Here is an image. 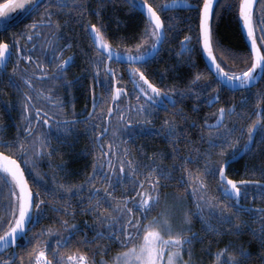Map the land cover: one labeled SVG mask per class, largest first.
I'll use <instances>...</instances> for the list:
<instances>
[{
	"label": "snow or ice",
	"instance_id": "snow-or-ice-1",
	"mask_svg": "<svg viewBox=\"0 0 264 264\" xmlns=\"http://www.w3.org/2000/svg\"><path fill=\"white\" fill-rule=\"evenodd\" d=\"M70 2L73 8L80 9L79 13H75L78 19L86 14L84 4L77 0H6L0 4V18H5L0 20V31L8 28L7 18L15 10L33 17L39 13L41 17L39 20L33 19L19 34L14 33L11 43L0 40V73L6 71L8 62L15 56L7 82L21 93L19 103L23 121L22 126H17L13 139L0 136V189L7 188L6 196L0 194V249L22 247L18 240H22L23 246L27 247L26 255L12 251L5 258V255L0 254V264H54V261L55 264H197L191 246L194 240H203L204 234L193 232L188 235L191 215L187 210L179 224L173 223L171 217L174 213L166 199L168 194L162 193L164 182L173 178L170 169L158 164L153 158L159 153L149 157L147 163L137 160L119 136L121 131L130 129L134 123L151 124L153 115L159 114L158 109L173 113L172 116L166 115L155 131L157 135L163 134L172 144L174 160L180 152L181 138L192 145L179 161L178 166L184 173L180 183L186 186L185 191L192 197V214L200 219L204 233H242L248 222L240 217L247 213L259 224L258 228L248 230L264 247V207L241 203L250 195L264 200V181L236 180L227 173L231 161L238 159L242 153L252 151L256 130L261 133L260 142H264V108L261 107L264 92L257 94L253 113L248 114L254 115L255 119L246 129L241 128L240 135L236 134L238 126L235 123L232 127L228 125L232 117L237 115L234 103L220 105L214 112L205 113L202 123L193 120L190 126L199 129V142L208 145L204 151L197 146V141L189 138L186 128L180 130L175 120L176 115H180L183 120L189 119L179 106L189 96L197 101L193 104V111H199L201 97L203 104L208 107L220 101L221 86L238 91L250 88L260 78H264V0H238L236 5L237 22L249 42L248 50L243 53L222 44L216 35L214 25L220 16L218 9L223 6L221 0H202L195 5H184L196 8L195 28L182 37L176 55H187L183 63L192 67V53L196 50L201 58L207 57L205 71L212 77L199 84L205 71L197 70L185 88L175 85L160 87L149 78L144 68L150 60L158 57L164 42L169 38L168 28L171 25L166 27L161 12H167L181 0H161L159 4L149 0H128L133 8L144 13L141 40L132 46L112 43L108 25L99 15V8L103 4L98 5L94 10L98 23L81 24L92 52L89 62L93 76V83L88 85L92 110L85 107L84 111L88 114L83 121L76 119L75 112L70 117L64 116L63 100L53 95L51 88L45 90L33 83L34 79L47 80L53 85L62 81L69 89L74 83L66 77L67 69L75 63V54L64 55V51L72 45L60 44L62 37L58 35V30L61 25L58 20L52 19L54 8L58 12H71ZM42 29H49L50 35L43 34ZM42 35L44 42L39 45V50L47 56L51 71L33 55H25V52L37 50L36 41ZM21 39L25 41L23 46ZM230 59L245 60L250 64L236 70L228 63ZM21 60L35 64L31 73L20 67ZM113 62L126 65L125 71L132 86L131 97L126 83L117 78ZM96 84H102L106 94H97ZM241 100L247 103L246 97ZM37 104L46 105L48 110L43 106L37 107ZM102 104L107 107H101ZM134 117L140 119L134 120ZM79 123H84L86 131L92 133L93 147L99 149L93 154L91 171L79 183H57L49 189L44 175L38 169V162L41 157L50 158L56 151L50 148L51 133L54 130L58 136L67 134L74 131L75 125ZM245 135L246 139L241 145L240 140ZM105 137L109 139L105 140ZM213 156L219 159H213ZM200 161L202 167H188L189 162L198 165ZM176 166L174 163L172 167ZM60 167L63 168V165ZM29 177L32 183L41 187L34 190ZM209 178L215 184L214 189L209 187ZM125 180L131 185L130 188H124ZM116 185H120L125 193L131 191L134 194L114 195ZM250 187L255 189L253 193L249 192ZM42 190L53 197L58 192L67 197L60 200L54 210L64 211L73 218L77 209L71 207L72 197H77V203L82 205L78 211L91 214L93 221H84L81 227L61 219V228L45 227L39 232H30V228L47 211L42 208L45 203L40 198ZM214 191L219 195H214ZM85 192L88 194L83 195ZM157 208L159 212L152 215ZM221 225H227V228H221ZM89 231L92 232L91 236L88 235ZM79 232L84 235L77 236ZM53 233L58 236L54 246L41 239ZM232 244L229 241L214 253L210 248L202 251H208L213 256L211 264H243L252 258L251 252L243 244H236L234 249ZM71 245H80L87 251L79 248L62 251ZM49 252L52 259L49 258ZM106 253L110 254L108 259L104 258ZM185 253L188 255L187 260L184 258ZM257 255L264 261V252H258Z\"/></svg>",
	"mask_w": 264,
	"mask_h": 264
},
{
	"label": "trees",
	"instance_id": "trees-1",
	"mask_svg": "<svg viewBox=\"0 0 264 264\" xmlns=\"http://www.w3.org/2000/svg\"><path fill=\"white\" fill-rule=\"evenodd\" d=\"M5 0H0L3 2ZM190 4L194 5L198 2H202V0H187ZM77 2L83 3L84 7L86 8V14L80 17L79 19L75 15V13H79V8H73L72 3H69V9L71 12H58L53 9V20H58L60 22V28L58 30V35L66 40H73V44H77L79 49L88 50L86 53V63L87 67L86 70H82L83 66V58H79L78 69L77 72L73 73V78L71 81H74L72 85L74 86L75 90L77 91V96L82 98L83 96V89L82 85L86 82L88 85L93 83V76H92V67L89 62V58L92 56V52L89 50V44L86 37L85 30L81 27L82 23L91 22V23H98L97 16L94 13V10L98 8V5L101 3L103 7L99 8V15L100 18L103 19L104 23L108 25L109 31V39L112 41L114 45L118 42L120 46L128 45L132 46L136 43H139L141 40V34L144 29V15L138 9H135L131 6L128 0H77ZM154 4H159L161 0H149ZM222 7L218 9L220 12V16L215 21V30L216 35L220 38L222 44L228 46L229 48L243 53L248 50V46L245 42L243 34L240 29V25L236 19V5L238 0H221ZM231 5V7H229ZM44 10V6L42 5L41 11ZM196 8H188V9H178V10H167V12L162 11L161 16L166 21V27L170 24L171 27L168 28L169 31V38L164 42L158 57L154 60H150L144 68L146 70V74L149 75V78L153 80L154 83H157L160 86H167V85H175L178 88H185L188 86L189 80L195 74L197 70L205 71V61L201 58L197 51L194 50L192 53L194 66L189 67L185 63L184 60L187 59V55L184 56H177L176 52L180 49V42L184 35L189 34L190 29L195 28V16ZM28 18L30 16H27ZM25 17V18H27ZM37 17H40L39 13ZM169 17L171 19L169 20ZM41 18V17H40ZM21 26V22L19 23ZM16 27H12L15 29ZM17 31L16 33L19 34L20 32ZM21 29V28H20ZM43 34H49L48 31H43ZM74 50V48H73ZM75 51V50H74ZM82 55V54H81ZM228 63L233 65L236 70L245 68L250 64L249 61L245 60H229ZM86 78V79H85ZM102 78V77H101ZM212 79L207 72L205 71L204 78L199 82V84L205 83L206 80ZM126 80L129 82L128 76ZM98 86L95 85V91H97ZM8 95L4 94V98H7V104L5 106L0 105V114H7V115H17L19 106L15 103H12V100H18L17 97L14 95L15 90L9 85V89L7 90ZM264 92V78L254 87L249 89H244L239 91H230L221 86L220 91V98L228 101H235L238 102L241 100L242 97L247 98V103L243 110H238L236 113L240 114L243 112L244 114H249L253 112L255 100L257 98L258 93ZM90 95V93H89ZM91 99V96H90ZM203 99V97H202ZM261 107L264 108V100L261 101ZM3 112V113H1ZM211 113L210 110H206L203 112ZM253 115H251L252 117ZM255 118V116H254ZM80 128H75L76 134L73 138V147L74 154L73 157L78 160L79 163L77 166L74 167L73 171H80L78 175H75V178L84 177L82 176L83 170V163H90L93 160V149L88 147V143H90V139L92 142V135H88L84 138L81 136L82 130H86L84 126L80 124ZM237 135L239 134V130H237ZM123 135L122 140L124 141ZM91 138L89 139V137ZM261 133L256 130L254 140L255 143L252 144V151L247 152L241 159L236 160L234 163L230 164L227 169V173L233 179L241 180H254V181H264V142H260ZM144 143L146 144L145 139H143ZM138 142H142L140 138ZM92 144V143H91ZM144 144V145H145ZM208 148V145H206ZM88 150L87 152L89 155L86 159H82L81 148ZM204 147L202 151H204ZM135 151V152H134ZM132 153L135 155V158L143 163H147L150 155L146 152H142V150L135 149ZM144 154V155H142ZM187 154V153H186ZM158 164L167 166L166 162L170 160H174L173 155H168V159L166 154H160L159 156L153 157ZM225 158V157H224ZM219 159V157H217ZM202 167V164H201ZM190 168H196L195 164L191 165ZM183 173V172H182ZM184 175V173H183ZM209 187L214 189L211 183V179L209 178ZM211 183V185H210ZM255 189L253 187L249 188V192L253 193ZM183 193L180 189H177L174 186H171L168 190V196L173 195H180ZM215 195H219L217 192H213ZM176 197V196H173ZM176 199V198H175ZM180 197H178V200ZM182 199V198H181ZM241 203L247 205H255L264 207V200L256 199L253 196H249L247 200H241ZM170 210H175L179 212V207L181 203L179 201H172L168 202ZM182 209V208H181ZM185 210L189 212L191 215V225L188 231V234L192 232V230H196L199 233L204 234V239L197 241L194 240L196 245H193L192 253L193 255L204 254V258H210L211 255L209 253L207 255L206 252L202 251V249L210 248L213 252L219 248H223L229 241H232V248H235L236 244H243L252 254V258L243 262V264H264V261L257 255L258 252H264V247L261 246L260 241L253 237L249 228H258L259 224L255 221V218L247 213H243L240 217L241 220L247 221L248 226L244 232L236 234L224 231L221 234H208L204 233V228L198 216L192 214L193 213V202L187 203L185 202ZM179 219V217H177ZM213 223H216L213 220ZM221 228H227V225H221ZM213 258V256H211ZM206 262L205 264H207Z\"/></svg>",
	"mask_w": 264,
	"mask_h": 264
},
{
	"label": "flooded vegetation",
	"instance_id": "flooded-vegetation-1",
	"mask_svg": "<svg viewBox=\"0 0 264 264\" xmlns=\"http://www.w3.org/2000/svg\"><path fill=\"white\" fill-rule=\"evenodd\" d=\"M37 14H35L34 17L30 16L29 18L28 17L24 18L23 20L20 21L21 26H20V24H19L20 22H19L17 25L13 26V28L19 27L18 31L19 32L22 31L26 25H28L32 22L33 19H37V20L40 19V17H37ZM16 28L12 29V27H11L7 30L0 32V40H5V41H8L11 43L12 35L14 33L17 34ZM45 30L49 32V34H47V35H50L49 29H42L41 30L42 33ZM53 30H55V29H53ZM43 42H44V37L42 35V37L36 41V43L38 45L37 50L35 52H25V55H33L34 58L43 62L45 64V66L48 68V70L51 71V65H49V63H48L47 56L43 55L39 50V45ZM73 42H74L73 40H66L64 38H61V40H60L61 45L67 44V43H71V45H72V47H70L64 51V55L75 54V63H73L71 65V67L67 69V77L66 78L68 80H71L73 78V73L77 72L78 69H76V68H78V63H79L80 57L83 58L84 63L81 64L83 67L81 68L79 65V68L82 70H86V67H87L86 53H88V50L85 49V51H84V49H79L77 44H73ZM24 44H25V41L23 39H21V46H23ZM28 47H31V46L28 45ZM73 48L75 51L73 50ZM14 63H15V56L12 58V60H10L8 62L6 71H4L3 73H0V105H2V106H5V104L8 103L6 101L7 98H4V94L8 95V92H7V90L9 89V84L7 82L8 81V75L12 72ZM20 67L27 69L28 72L31 73L33 71V69L35 68V64L21 60L20 61ZM112 67H114L118 73L117 78L122 80V82L126 83V86L128 87L129 95L131 97L132 86H131V82L130 81L128 82L126 80V77L128 76V73L125 71L126 65L123 62H120V63L113 62ZM120 74H122V75H120ZM17 79H18V77H17ZM33 83L37 87L44 88L45 90H48L49 88H51L52 94L55 96H58V98L63 100V110H64L63 115L66 117L72 116L73 112H75L76 119L83 121L84 118L88 114L86 111H84L85 107L87 106L89 111L92 110L91 99H90V95H89V91H88V84L86 82L82 85V89H83L82 98L77 96V91L79 89L75 90V88L72 84H71L70 89H69V87L66 86L62 81L57 82L56 84L53 85L50 81H47V80H36V79H34ZM97 86H98V89L96 91L97 94H99L101 92H105V89H104L102 84H97ZM158 86H160V85H158ZM160 87H164V86H160ZM13 89L15 90L14 95L17 97L18 100H12L11 102L18 105L19 108H18V114L17 115L0 114V136H3L5 139H13L16 135V132H17V126L23 125V121L21 119V105L19 103V98L21 96V93L18 92L15 88H13ZM25 90H27V89H25ZM239 92H241V90ZM105 94H106V92H105ZM194 103H197V101H195L191 96L185 98L180 103L179 106L184 109V112L187 113L189 119L183 120L180 115H176L175 120L177 121L178 126H179L181 131H183L185 128L187 129V131L189 133V138L193 141H197V146L200 147L201 151H202L203 147H204V149H207V146H206L207 144L199 142V138H198L199 129L191 127L190 126L191 122L193 120H195L197 123H202L204 115H205V114H203V112L206 111L207 109L210 110V112L212 113L220 105L227 106L229 103H234L236 106V112H237L238 110H243L245 105H246V104L242 103V100H239L238 102H235V101L230 102L228 100H224V99L220 98V101L217 104H214L212 107H208L207 105L203 104V99L201 97V100L199 101V103L201 104L199 111H193V104ZM41 106L45 107L46 111L48 110L46 105L37 104V107H41ZM101 107L106 108L107 105L102 104ZM1 113H3V112H1ZM158 113H159L158 115H153L151 124L138 125V124L134 123L130 129L121 131L119 133L121 140H122L123 135L126 134L124 136V141L126 142L125 146L128 147L129 149H131V152H133L135 149H138V150H140V151L142 150V152H146L150 155L157 154V153L166 154L167 159H168V155L172 154V147H173L172 144L169 142L168 139L165 138V136L163 134L157 135L155 129H158L161 126L162 121L166 115L172 116L173 113L171 111L166 113L164 109H158ZM133 119L134 120L140 119V117H134ZM253 119H255L254 115L251 117L248 114H244V115H238L237 114V115H234L232 117V120L228 122V125H229V127H232L233 123H235L238 126L237 127V130H239L238 135H240L241 128L246 129V126L249 123H251V121ZM80 124L85 127L84 123H79V124L75 125V128L79 129L81 127ZM75 134H76L75 130L70 131L67 134H59V136L57 135V133L54 130L51 133V146H50V148H55L56 151L53 152V154L50 158L47 156H44V157H41L40 161L38 162V169L41 172V174L44 175L45 183L49 189H52L53 187H55V185L57 183H70V184L79 183L85 179L87 172L91 171V164L90 163H83L82 176H84V177L83 178L82 177H78V178L74 177L75 175H78L80 172L78 170L73 171L74 167L79 164V163H77L78 160L73 157L74 148H75V146L73 147V142H74L73 138H74ZM87 134L92 135V133H90L86 130H82L81 136H84V138H85L87 136ZM90 138H91V136L89 137V139ZM140 138L142 139L141 143L138 142V140ZM108 139H109V137H105V140H108ZM143 139H145L146 144L144 143ZM245 139H246V135L244 136V138H242L240 140L241 145L244 143ZM87 143H88V147H91L94 152L99 151L98 148L93 147V140L91 142V139H90V143L89 142H87ZM191 147H192V145L188 144L187 140H185L184 138L180 139V141H179L180 152L177 154L175 160H170V162L169 161L166 162L167 163L166 165L170 169L173 178L165 181L164 184L162 185V193L168 194V190L170 189L171 186H174L177 189H180L181 191H183V193H181L178 196L173 195L176 197H173V196L172 197L171 196L166 197L167 202L172 200V201H179V203H181V205L178 207H179V209L180 208H182V209H180L179 212H177V214L179 215V219L183 218V213L186 211L185 210V202H187V203L192 202V197L185 191L186 186L184 184L180 183V178L183 175V173H182L183 170L178 166L180 158L183 157ZM87 151L88 150H85L83 147L81 148L82 159L87 160V156L89 155V153ZM94 152H93V154H94ZM245 154H247V153H242L238 159H235L230 164L234 163L236 160L241 159ZM142 155H144V154H142ZM212 158L217 159V156H213ZM226 158L227 157H225V159ZM49 159L51 160V166L49 165ZM174 163L177 165L176 167H172ZM61 164L63 165V168L60 167ZM201 164H202V161L198 162V165L195 164V166L201 167ZM191 165H193V163L189 162L188 167L190 168ZM140 178H143V177L141 176ZM29 182H30V184H32V187L34 190L37 187H41L40 185L32 183L31 177H29ZM211 183H212L213 188H215L214 182L211 181ZM211 183H210V185H211ZM130 187H131V185L129 184V182L127 180H125L124 181V188H130ZM116 189L117 190L114 193V195H117V196H120L123 194H127V195H133L134 194L131 191H128L127 193H125L123 188L120 185H116ZM0 194H3L6 196L7 195V188L4 187L3 189H0ZM87 194L88 193L85 192L83 195H87ZM178 197H180L179 200H178ZM40 198L45 201V203L42 205V208L47 209V211L40 217L39 222L36 223L34 227L30 228V230H29L30 232H39L41 229H43L45 227L61 228V224H60L61 219L68 220L69 223H76V224L80 225L81 227H83L84 221H89L90 223L93 221V217L91 214L81 213L78 211V209L80 207H82V205L80 203H77V197H75V196L72 197V204H71L72 208L77 209L74 218L67 215L64 211L57 212L54 210V207L59 206L60 200L67 199V197L63 196L61 193L58 192L57 196L53 197V196L45 194V192L42 190ZM162 199H163V197H162ZM163 206L164 205L162 204L161 207H163ZM159 210H160L159 208L155 209L152 212V215H156L157 212H159ZM193 232H198V231L192 230V232H190L188 235H191ZM83 235H84L83 232L77 233V236H83ZM88 235L91 236L92 232L89 231ZM41 239L45 240L46 242L51 243L54 246V242L56 239H58V236L55 233H53L50 236L46 235L44 237H41ZM75 239H76V237L73 238V240H75ZM197 241H200V240L197 239ZM101 243H103V241ZM18 244H21L22 247L16 248V252H20L22 255H26L27 247L23 246V241L18 240ZM193 245H196L195 242L192 243V246H191L192 250H193ZM69 248L71 249V251H75L77 248H79L81 251H87V249L81 247L80 245H71L69 247L62 249V251H69ZM115 250H116V246L114 245L113 251H115ZM12 251H14V249L10 248V249H8L5 252L0 253V254L5 255V258H6L7 253L12 252ZM215 251L216 250H214L213 253ZM207 254H208V252H206L205 255H207ZM109 256H110V254H108V253L104 254L105 259H108ZM203 256H204L203 253L198 254L196 256L193 255V259L196 260L197 264H205L206 262H208L207 264H211V261L213 260V258H211V256H210V258H207V257L204 258ZM49 258L50 259L53 258L51 256L50 252H49ZM54 264H55V261H54Z\"/></svg>",
	"mask_w": 264,
	"mask_h": 264
},
{
	"label": "water",
	"instance_id": "water-1",
	"mask_svg": "<svg viewBox=\"0 0 264 264\" xmlns=\"http://www.w3.org/2000/svg\"><path fill=\"white\" fill-rule=\"evenodd\" d=\"M6 2V0L5 1H3V2H0V4H3V3H5ZM186 4H190L187 0H181V2L179 3V4H177V5H175V6H173V7H170L168 10H178V9H188L189 7H186V6H184V5H186ZM142 14L144 15V13L142 12ZM25 17H27V16H25L24 14H23V12L21 11V10H15L14 12H12V13H9V17L7 18V20H8V28L7 29H9V28H11V27H13V26H15V25H17L21 20H23ZM3 19H5V18H0V20H3ZM6 29V30H7ZM240 29H241V26H240ZM2 31H4V30H2ZM2 31H0V32H2ZM241 32H242V29H241ZM242 34H243V37H244V39H245V42H246V44H247V46H249V42H248V40H247V37H246V35L242 32ZM259 42V41H258ZM203 59H204V61H205V63H206V61H207V57H203ZM261 79L262 78H260L257 82H255L250 88H252V87H254V86H256L260 81H261ZM245 89H249V88H245ZM240 90H244V89H240ZM240 90H238V91H240ZM234 161V160H233ZM232 162V161H231ZM252 181H254V180H252ZM243 204V203H242ZM246 206H252V205H247V204H245ZM10 249V248H9ZM14 249V251H16V248H13ZM8 250V249H7ZM6 250H2V249H0V253H3V252H5Z\"/></svg>",
	"mask_w": 264,
	"mask_h": 264
},
{
	"label": "rangeland",
	"instance_id": "rangeland-1",
	"mask_svg": "<svg viewBox=\"0 0 264 264\" xmlns=\"http://www.w3.org/2000/svg\"><path fill=\"white\" fill-rule=\"evenodd\" d=\"M181 209V208H180ZM172 212L174 213V215L171 217L172 221L174 224H179L182 219H177V217H179V215L177 214V212L175 210H172ZM184 258L187 260L188 259V255L187 253H185Z\"/></svg>",
	"mask_w": 264,
	"mask_h": 264
},
{
	"label": "bare ground",
	"instance_id": "bare-ground-1",
	"mask_svg": "<svg viewBox=\"0 0 264 264\" xmlns=\"http://www.w3.org/2000/svg\"><path fill=\"white\" fill-rule=\"evenodd\" d=\"M195 5V4H194Z\"/></svg>",
	"mask_w": 264,
	"mask_h": 264
}]
</instances>
